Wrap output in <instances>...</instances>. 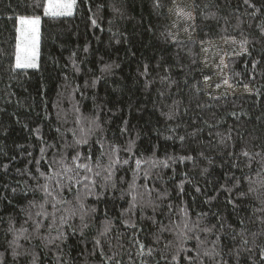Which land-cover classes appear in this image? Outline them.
<instances>
[{"label":"trees","instance_id":"1","mask_svg":"<svg viewBox=\"0 0 264 264\" xmlns=\"http://www.w3.org/2000/svg\"><path fill=\"white\" fill-rule=\"evenodd\" d=\"M178 1L0 0V264H264V0Z\"/></svg>","mask_w":264,"mask_h":264},{"label":"snow or ice","instance_id":"2","mask_svg":"<svg viewBox=\"0 0 264 264\" xmlns=\"http://www.w3.org/2000/svg\"><path fill=\"white\" fill-rule=\"evenodd\" d=\"M245 2L247 3L248 0H245ZM74 6H75V0H47L46 6L44 7V14L46 16H52V17L71 15ZM177 14L182 15L183 13L182 11H178ZM188 18L191 19L190 16ZM19 23H20V27L18 31L20 33L19 36L20 44L18 45L16 66L36 67L37 65L35 63V60L38 50L41 18L40 16H32V17L21 16L19 17ZM244 44H246V41L241 42V47H244ZM244 51H247L246 47H244ZM21 53H23V55H21ZM227 83L228 81L225 79L224 84ZM217 87H219V85H217ZM243 154L245 156L248 155L247 152H244ZM78 159L79 157L73 158V162L76 164L77 168H84L87 171H91V168L89 167L88 164L76 163ZM124 163H127V161H124ZM140 163L141 162L139 160L136 161L137 166H139ZM68 171H72V169L69 168ZM41 175H43V173ZM69 179H72V177H69ZM85 179H87V177H85ZM97 243L99 242L97 241ZM140 247L143 248L144 246L140 245Z\"/></svg>","mask_w":264,"mask_h":264},{"label":"rangeland","instance_id":"3","mask_svg":"<svg viewBox=\"0 0 264 264\" xmlns=\"http://www.w3.org/2000/svg\"><path fill=\"white\" fill-rule=\"evenodd\" d=\"M190 0H179L177 4L174 6L173 11H172V20L176 26V34H179L180 37L184 38L187 36H190L189 30L193 29V14L190 12ZM75 5H76V0H75ZM75 10V6L72 10V13ZM178 11H182V15H178ZM191 17L189 19L188 17ZM32 17V16H30ZM41 18V17H40ZM42 22V18H41ZM20 27L19 23V18H18V29ZM40 28H41V23H40ZM20 33L18 31V40H17V49H16V61L17 62V53H18V45L20 44L19 40ZM217 43H211L209 46L206 47L205 49V58L207 61L211 62V66L214 65V69L218 70L216 66H220V68H223L225 73L229 71V68H233L231 66H234L238 63L237 57L233 56L231 57L228 54V44L226 42H219L218 45H215ZM39 47H40V30H39V42H38V50H37V56L35 63L38 66L39 64ZM23 55V53H21ZM36 66V67H37ZM17 67V66H16ZM18 68H35V67H18ZM219 79V78H217Z\"/></svg>","mask_w":264,"mask_h":264}]
</instances>
